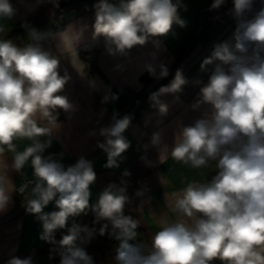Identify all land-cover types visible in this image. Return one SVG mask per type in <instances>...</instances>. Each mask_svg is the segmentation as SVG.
I'll return each instance as SVG.
<instances>
[{"label": "clouds", "instance_id": "obj_1", "mask_svg": "<svg viewBox=\"0 0 264 264\" xmlns=\"http://www.w3.org/2000/svg\"><path fill=\"white\" fill-rule=\"evenodd\" d=\"M18 2L27 13L44 4L60 7L59 0ZM225 4L226 0H213L208 10L219 11ZM256 4L257 0H232L226 14L236 22L233 35L215 44L200 64V70L208 72V80L196 81L201 86L189 105L199 115L188 124L176 121L171 145L165 142L161 129L152 132L142 146L145 153L149 149L158 153L156 161L141 157L147 167L168 158L191 168L216 162L215 174L209 179L188 183L173 194L171 211L178 218L159 220L160 229L150 243L135 242L140 221L125 214L126 206L133 203L126 179L108 184L97 200L90 202V187L97 179L93 162L80 155L66 166L63 152L45 155L52 140L39 139L51 137L62 127L61 111L68 120L79 111V105L64 94L72 82L68 69L62 68L66 57L90 92L102 94L101 105L115 104L120 98L110 84L84 75L89 64L80 58L79 46L89 25H68L53 32L25 22L22 27L30 43L21 47L12 39H0V214L14 206V192L22 194L31 184L26 214L40 222L39 239L52 246L48 258L58 256L59 264H94L85 246L96 235L106 234L118 241L116 264H264V0L259 8ZM181 9L187 11L183 0H96L92 5V39L103 38L108 57L127 58L132 49L152 43L148 59L129 81L135 91L144 88L140 81L144 74L155 81L170 75L172 61L160 57L168 52L164 41L170 35L176 37L174 26L187 27ZM19 11L12 0H0V33L5 31L2 22L15 20ZM114 70L124 73L127 66L116 63ZM188 84L183 68H177L170 82L150 92L147 100L161 117L167 116L170 105L162 97L172 94L178 99L177 94ZM107 112V107L100 109L96 127L87 135L102 138L96 139V147L106 154L104 167L113 169L120 167L123 154L131 147L125 133L132 127L134 114L114 109L109 121L102 123ZM23 138L32 143L17 151L14 142ZM6 150L14 153V172L21 173L29 164L32 169L34 179L19 189L3 159ZM130 175L127 170L122 173L124 178ZM147 192L146 187L139 189L135 197L144 198ZM50 204L54 210L45 211ZM89 213L94 216L93 226L76 221ZM60 229H67V234L57 240L55 233ZM6 264L35 261L31 255H13Z\"/></svg>", "mask_w": 264, "mask_h": 264}, {"label": "crops", "instance_id": "obj_2", "mask_svg": "<svg viewBox=\"0 0 264 264\" xmlns=\"http://www.w3.org/2000/svg\"><path fill=\"white\" fill-rule=\"evenodd\" d=\"M12 2L20 11L15 20L2 22L5 31L0 33V39H8L13 33H17L14 39L21 47L31 42L22 27L25 22L38 30L53 32L61 31L68 25L77 27L81 23L89 25L79 46L80 58L89 64V69L84 70V75L98 77L105 84H110L113 92L119 93L120 98L115 104L101 105L102 94L90 92L85 81L81 79L70 62V58L66 57L62 62V68L68 69L72 75V82L66 86L64 94L79 105V111L71 120L66 119L65 114L61 111L62 127L54 130L51 137L42 136L39 139L41 141L51 139L52 144L45 150V155L63 152L62 162L66 166L74 164L80 155H84L93 162L97 179L90 187L92 193L90 202L94 203L99 193L108 184H119L122 178L126 179L127 192L133 203L126 206L125 214L132 215L140 221V227L137 229V241L142 234H146L150 240L160 229L159 220L167 219L171 222L178 218L177 214L171 211L173 194L180 192L188 183L204 182L205 179L215 174V161H210L208 166L203 168H191L168 158L155 167H147L141 157L146 155L147 159L156 161L158 153L154 149H149L145 153L142 146L148 143L152 132L161 129L165 142L171 145L176 121L182 120L188 124L199 115L198 112H192L189 105L194 102L201 86L196 81L206 83L208 80V72L201 71L200 64L204 58L210 55L215 44L232 37L236 25L228 30L234 19L226 14L232 7V0H226L225 6L219 11L208 10L213 0H183L187 5V11L181 9L180 15L188 22L187 27L174 26L173 31L176 33V37L170 35L164 41L168 52L162 53L160 57L165 62L172 61L169 65L170 75L165 79L155 81L144 74L140 77L144 88L139 92L129 86V81L138 73L142 62L148 59V53L153 50V45L149 42L143 47L137 46L131 50L127 58L114 59L105 55L103 38L92 39L91 25L94 22V17L90 9L96 0H59L60 7L58 9H53L51 4H44L33 13H27L20 6L18 0H12ZM259 6L260 0H257L256 8ZM217 16L220 18L216 19ZM19 29H23V31H19ZM194 39V44L191 46ZM19 42L20 44H18ZM85 46H90L91 49L86 50ZM51 48L54 52L56 51L54 42ZM116 63L125 64L127 71L124 73L115 71ZM181 67L183 71L191 67L190 74L186 76L189 84L184 87L181 93L177 94L178 99L172 94L162 97V100L167 102L170 108L167 116L161 117L150 106L147 97L150 92L156 91L162 85H167L174 77L175 70ZM211 67L209 66V68ZM102 107L108 109L102 123L109 121L114 109L121 114H134L132 127L125 133L131 142V147L123 154L124 160L120 162L119 168L104 167L107 159L106 154L96 147V139L102 138H92L87 135L90 129L96 127L98 113ZM14 143L17 151H23L32 141L23 138ZM13 156L14 153L6 150L3 159L9 166L8 174L18 188L26 179H34V177L30 164L26 165L21 173L14 172L11 169ZM125 170L131 173L129 177H122ZM133 181L148 189V194L144 198L135 197L136 191L131 188ZM29 195L30 190L25 197H17L14 192L12 194L14 206L5 214H0V260H8L13 255L20 258L31 255L35 264H49L47 259L37 252L39 247L47 243L39 239L42 231L41 224L33 215L26 214L24 208ZM149 197L151 198L150 202H142L147 201ZM52 210H54V206L51 204L45 209V211ZM92 218L93 215L89 213L87 216L77 217L76 221L81 224H89ZM56 232H67V229H60ZM111 240L118 244L114 236L111 237ZM213 264H220V262L214 261Z\"/></svg>", "mask_w": 264, "mask_h": 264}, {"label": "trees", "instance_id": "obj_3", "mask_svg": "<svg viewBox=\"0 0 264 264\" xmlns=\"http://www.w3.org/2000/svg\"><path fill=\"white\" fill-rule=\"evenodd\" d=\"M16 34L17 33H13L9 39H12L14 41V43L17 44V42H15L16 40L14 39ZM194 41H195V39L191 43V46L194 44ZM18 44H20V42ZM191 46H189V47H191ZM93 220H94V216H93L91 222L89 224H87L89 227L93 226L92 225ZM96 227L98 228L99 225H96ZM64 234H67V232H62V233L56 232L55 233L56 239L59 240L61 238V236ZM111 237L112 236H109L107 234L105 236L96 235L94 237V239H92L91 242L85 246L86 251L90 255H92V257L94 259V264H116L114 257H115V248L118 244L113 242L111 240ZM140 241H143L145 243H150V240L146 234H142L141 238L137 242H140ZM51 247L52 246L50 244L46 243L45 245L39 247L37 249V252L39 255L44 256L47 259L49 264H59L60 258L58 256L52 260H49V258H48L49 257V250Z\"/></svg>", "mask_w": 264, "mask_h": 264}, {"label": "built area", "instance_id": "obj_4", "mask_svg": "<svg viewBox=\"0 0 264 264\" xmlns=\"http://www.w3.org/2000/svg\"><path fill=\"white\" fill-rule=\"evenodd\" d=\"M235 25H236V22H235V20H234V21H233V24L228 28V30H231ZM190 70H191V67L186 68V69L184 70V75H185V76H188V75L190 74ZM207 179H209V178H207ZM207 179H205V180H207ZM31 180H33V179L28 178V179H26L22 184H28V182L31 181ZM22 184H21V185H22ZM21 185H19L17 189H19V187H20ZM31 187H32V185H31V184H28V188L25 190V192L22 193V194H20L19 192H16V196H17V197H25V196L27 195V193H28V191L30 190ZM131 188H132V190L137 191V190H139V189H143V188H145V187H143V186L140 185L139 183L133 181V182L131 183ZM147 194H148V192L146 193V195H147ZM6 261H7V260H0V264H6Z\"/></svg>", "mask_w": 264, "mask_h": 264}, {"label": "water", "instance_id": "obj_5", "mask_svg": "<svg viewBox=\"0 0 264 264\" xmlns=\"http://www.w3.org/2000/svg\"><path fill=\"white\" fill-rule=\"evenodd\" d=\"M19 31H23V29H19Z\"/></svg>", "mask_w": 264, "mask_h": 264}]
</instances>
